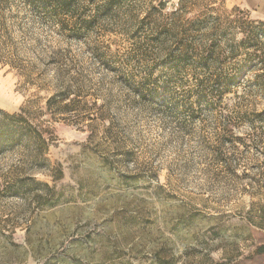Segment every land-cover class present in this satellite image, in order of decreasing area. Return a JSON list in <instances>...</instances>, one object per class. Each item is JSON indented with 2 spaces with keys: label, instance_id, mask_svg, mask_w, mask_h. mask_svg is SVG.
Returning a JSON list of instances; mask_svg holds the SVG:
<instances>
[{
  "label": "rangeland",
  "instance_id": "1",
  "mask_svg": "<svg viewBox=\"0 0 264 264\" xmlns=\"http://www.w3.org/2000/svg\"><path fill=\"white\" fill-rule=\"evenodd\" d=\"M2 1L16 68L0 62V109L27 106L49 150L0 154V264H238L264 243V16L135 0L129 20L77 38ZM61 91L63 113L47 101Z\"/></svg>",
  "mask_w": 264,
  "mask_h": 264
},
{
  "label": "trees",
  "instance_id": "2",
  "mask_svg": "<svg viewBox=\"0 0 264 264\" xmlns=\"http://www.w3.org/2000/svg\"><path fill=\"white\" fill-rule=\"evenodd\" d=\"M134 2L135 0H21L19 5L22 7V10L25 9L31 13H44L43 20L59 33L68 32L72 34L73 32L74 37L86 38L88 33L103 27L106 22H122L123 20L132 18L134 11L132 9L134 6L132 8L131 6ZM0 5L6 7L10 3L0 0ZM157 12L162 13L160 10ZM151 17L152 10H149L143 18L139 19V28H137L144 30L146 35L149 32L158 33L155 29L159 28L160 24L156 23L151 26L148 23ZM173 26L174 24L165 25L163 31L159 34L163 35L170 32ZM7 33H9L8 25L0 20V37L5 34L7 35ZM186 52L189 53L190 51L186 49ZM202 58L205 60V56H201L200 61ZM0 62L5 66L9 65L12 68H16L12 61H4L1 55ZM146 81L150 84L151 75L147 76ZM225 92L226 89L221 85L216 89V95L218 97L224 98ZM58 94H61V99L56 100L57 94L52 96L47 100L48 106L55 105L56 110L60 111V113L67 112V100L69 96L63 91ZM142 94L140 92V95ZM27 114V106H24L18 112L9 114L0 109V154L18 149L25 151L27 148L29 149L28 153L31 159H42L46 157L49 150L47 138ZM25 153L27 157V151ZM29 178L30 184H27L29 185L27 187L30 191L38 193L42 190L41 188L43 186L49 191L52 190L47 183L37 181L31 177ZM24 185L22 180L15 181L9 188V195L15 196L22 194ZM255 207H258L257 210L260 212L263 220L264 203H256ZM263 258L264 243L259 244L250 257L238 262V264H244L245 262L257 264L258 260Z\"/></svg>",
  "mask_w": 264,
  "mask_h": 264
},
{
  "label": "crops",
  "instance_id": "3",
  "mask_svg": "<svg viewBox=\"0 0 264 264\" xmlns=\"http://www.w3.org/2000/svg\"><path fill=\"white\" fill-rule=\"evenodd\" d=\"M257 15L264 16V0H237Z\"/></svg>",
  "mask_w": 264,
  "mask_h": 264
}]
</instances>
